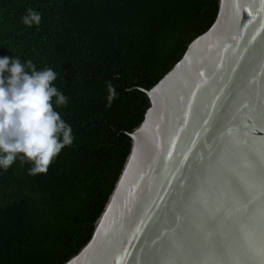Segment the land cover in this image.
<instances>
[{"label":"water","instance_id":"95a60500","mask_svg":"<svg viewBox=\"0 0 264 264\" xmlns=\"http://www.w3.org/2000/svg\"><path fill=\"white\" fill-rule=\"evenodd\" d=\"M88 242L63 264H264V0L212 25L150 89Z\"/></svg>","mask_w":264,"mask_h":264},{"label":"trees","instance_id":"16d2710c","mask_svg":"<svg viewBox=\"0 0 264 264\" xmlns=\"http://www.w3.org/2000/svg\"><path fill=\"white\" fill-rule=\"evenodd\" d=\"M40 12L39 26L22 17ZM218 0H0V58L57 73L74 143L46 174L0 168V264H63L91 237L146 95L215 20ZM8 75V73H5ZM118 93L110 107L106 85ZM55 100V97H53ZM23 155V154H20Z\"/></svg>","mask_w":264,"mask_h":264},{"label":"clouds","instance_id":"9594fccd","mask_svg":"<svg viewBox=\"0 0 264 264\" xmlns=\"http://www.w3.org/2000/svg\"><path fill=\"white\" fill-rule=\"evenodd\" d=\"M41 21L40 12L32 8L22 17L28 27ZM56 79L50 67L38 69L33 61L22 63L18 57L0 58V168L5 171L19 160L21 166L31 165L29 175L46 174L62 149L73 145V129L56 111L68 103ZM106 87L110 107L118 93L111 82Z\"/></svg>","mask_w":264,"mask_h":264}]
</instances>
